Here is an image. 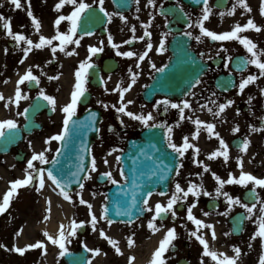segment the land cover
Instances as JSON below:
<instances>
[{
	"label": "flooded vegetation",
	"instance_id": "af4514ba",
	"mask_svg": "<svg viewBox=\"0 0 264 264\" xmlns=\"http://www.w3.org/2000/svg\"><path fill=\"white\" fill-rule=\"evenodd\" d=\"M80 2L91 7L81 16L80 28L73 38L80 40L79 45L71 43L65 46L64 51H61V42L52 40L51 45H44L42 48L32 47V51L25 58L23 49L29 45L24 42L19 44L8 41L9 52L0 62V94L4 97L3 100H0V121L14 120L18 130H22L27 123H31L34 128L39 129L30 135L23 133V137L19 141L6 142V144H13L10 153L0 154V188L11 189V182L26 178L27 162L34 152L44 151L50 161L53 159L60 141L52 140L50 144H46L45 141L49 137L63 133L66 114L61 109L70 102L71 93L75 90V73L79 70L80 63L90 55L89 46L103 48L102 52L92 56L91 62L94 67L88 70L87 83L85 84L87 91L78 103L75 114V116H79L88 110L95 109L101 116L98 137L92 146V158L94 157L96 160L97 171L92 172V179H85L83 189L87 191H82L83 189L80 188L74 191L73 214L69 223L64 227V243L67 249L65 254L61 256L60 253L63 249L59 247V244H53L43 234V249L39 255L44 264H130V258L131 264H158L154 253L171 228H175L177 238L160 257L164 264H176L180 260H185L187 264H219V261L225 259V256L235 260V264H259L260 257L264 255V238L256 236L255 239H252V237L258 231L257 220L261 215L259 209L264 206L260 203V200H264V187L256 186L259 199H255L250 195V190L254 186L253 182H249L246 187L239 184H225L223 187V191L232 197H239L249 207L253 203L256 204L251 219H247L246 209L240 205L232 206L229 211L226 197L218 196L216 193L218 186L216 180L213 195L199 196L200 199H203L200 204L202 209L193 211V214L198 219L213 220L216 238L212 239L206 231L202 233L206 236L209 250L217 253V260L204 255L203 245L194 236H191V233L197 231L198 228L193 221L187 219V209L196 200L194 196L174 205L177 212L176 217H173L169 212L158 218L155 221L159 228L158 231L148 227L155 214L154 209L157 203L167 205L169 198L175 192L172 184L166 194L156 193L148 199L149 203L146 205L144 217L132 222L111 220V224L108 222L110 219L104 218L107 193L116 183L107 180L103 173L110 171L116 181L124 182V177L120 174V160L117 161V157H120L130 139L140 137L141 132L148 128L141 122L118 113L116 108L111 107V105H116L117 108L121 106L120 92L114 91V89H117V86L120 88L128 86L130 83L129 69L138 73L136 83L130 91L124 94L125 103L129 100L133 101L128 105L129 111L145 115L151 112L155 121H150V123L165 122L168 127L173 129L172 138L176 144L181 143L184 131L194 125L193 120L196 118L213 123L215 125L213 132L219 133V136L226 141L229 151L227 162L222 156L214 158V172L224 180L229 179V173L238 179L241 169L238 166L237 158L242 157L243 171L264 179V130L253 131V127L264 129V92L261 91L264 89V76H259V70L255 65H247L243 69L238 68L239 61L249 58L251 54L238 40L213 41L210 37L201 36L197 22L202 17L204 6L193 8L190 3L183 0H155V6L149 5L148 0H139L138 4L136 0H104L105 10L112 14L110 21L100 11L99 0H77L76 5L65 3L59 11L56 10V5L60 3V0H30L33 16L40 23L39 31L28 15L29 0H26L24 36L31 39L33 44L39 43L41 36L48 39L56 36L55 21L57 18L70 16ZM246 3L251 7V12L237 5V0H209L211 15L204 22V26L220 34L232 31L237 23L243 26L249 19H252L261 30L257 32L255 29H249L238 35L251 39L257 45L258 50L264 49V15H261L260 12L261 0H246ZM217 5H224L225 8H218ZM233 6H236L235 13L229 15ZM170 7H177L183 19L187 21L186 24L177 23L175 25L172 22V16L165 11ZM138 8L139 11H137ZM117 13H122L127 20L121 19ZM221 13L224 15L221 16ZM189 23L192 24L191 28L188 27ZM133 26L135 32L132 31ZM175 26L181 28L180 33L189 31L193 33V36L190 37V49L197 62L207 66L200 78L201 83L181 99L160 94L145 95L148 86L159 72L157 69L165 68L168 65L171 58L169 43L174 36L170 28ZM58 27L59 32L70 34L71 21L65 19ZM146 27L152 35L150 38L144 37L141 40L139 38L144 36ZM85 31L91 32L92 35H84ZM0 34V40H5V31H1ZM109 34L113 38L112 42L108 40ZM195 36H201L200 41H197ZM149 40L153 48L141 62L138 60V56L144 53ZM161 40L165 41L166 51L164 52L158 51ZM125 41L130 42L125 43ZM0 43H4V41ZM113 43L119 47L114 48ZM19 46L21 47L19 48ZM53 47L57 49L55 54L52 52ZM128 51L137 53V56L125 57L118 54V52ZM68 52H73V54L68 55ZM201 53L205 55L201 57ZM209 56L212 59H209ZM228 57H232L231 63H228ZM261 59L264 60V57ZM21 60L24 62L21 63ZM226 63H228V67H225ZM152 64H155L156 67L153 68ZM30 67L33 74L39 78L40 83L38 85L35 82L29 84L26 81L19 85L22 96L28 98L21 99L17 106L14 102L17 83ZM249 75H257L259 78L255 82L249 83L241 94L239 84L243 78H247ZM51 77L59 78L50 79ZM41 90L56 98L55 111L52 110V106L48 102L39 97ZM8 98H12V102H9ZM249 98H252L251 103H249ZM164 99L175 103H180L184 99L189 100L191 108L185 109V116L192 117V119L181 121L178 109H173L170 106L167 112L164 111L163 104L159 108H154L158 101ZM228 100L234 101V104L226 108L219 116H214L213 112L218 111L217 105L226 103ZM101 102L108 104L109 107L105 109ZM202 104L212 107L213 112L201 109L200 105ZM29 106H37L38 109L31 120L28 114L18 115ZM121 119L124 121L123 125L120 123ZM237 125L239 132L234 133L233 129ZM162 129L168 135L167 128ZM208 135L215 143V151H222L219 139L209 132ZM244 140L250 141L246 152L240 150ZM113 149L116 151H112ZM105 159L108 161L107 164L104 162ZM33 163L37 167L45 169L47 167V164H40L39 161ZM89 170H91V166ZM38 187L37 179L27 186H18L16 193L21 194L26 192V189L39 192L41 189L37 191ZM247 193L248 195H246ZM81 195L90 204L97 200V206L92 205V211L97 217L96 230H93L88 206L80 203ZM212 199L215 211L209 212L208 202ZM148 208H152L153 211H149ZM204 212H209L210 215L205 216ZM73 221H76L78 225L74 236L70 235ZM241 225L240 232L234 233L235 230L240 229L238 227ZM101 229L107 237L117 241L116 246L120 248L121 254L116 252L115 247L109 243L108 239L100 235ZM225 233L229 234L225 235ZM198 234L202 235L200 230ZM130 238L133 241L131 246L129 245ZM235 247L241 250L238 258L234 251ZM50 249H54L57 253L55 262L51 261V254L48 253ZM88 249H93V251L90 252ZM96 249L100 251L96 252ZM68 252L70 257L66 259L65 256ZM33 253L36 255L38 252L34 251ZM12 258L14 259L13 254ZM12 258H10L11 264H26V251L16 262Z\"/></svg>",
	"mask_w": 264,
	"mask_h": 264
},
{
	"label": "snow or ice",
	"instance_id": "6c2138e0",
	"mask_svg": "<svg viewBox=\"0 0 264 264\" xmlns=\"http://www.w3.org/2000/svg\"><path fill=\"white\" fill-rule=\"evenodd\" d=\"M10 2L12 5L15 6V8H21L22 7L21 0H10ZM136 2L138 4L139 0H136ZM198 2H199V0H198ZM202 2L204 4V8L202 10V17L197 22V26L200 28L201 36L210 37L213 41H228V40H233V39L238 40L246 48L247 52L251 54L249 58H245V59H242L239 61L238 68L243 69V68L247 67V65H255L257 67V69L259 70V76H264V60L261 59V57H264V49L258 50L257 45L251 39H249L248 37H241L240 35H238L239 33L246 31V30H249V29H255L257 32H259L261 30V28L254 22V20L249 19L247 24H245L243 26H241L240 24L237 23L234 26L232 31L217 34L216 32L211 31L204 26V22L207 21L211 15V9H210V5H209V0H202ZM65 3L76 5L77 0H60V3H58L56 5V10L59 11ZM148 3L151 6H155V0H148ZM99 4H100V11L103 12L105 14V16H107L109 18V21H110L112 14H109L105 10V8L103 6L104 0H99ZM237 5L244 7L249 12L252 11L251 7H249L248 4L246 3V0H237ZM2 6L3 5H0V7H2ZM90 7H91L90 5L83 3V2H80L78 4V6L75 8V10L71 13L70 16H67V17L59 16L57 18V20L55 21V25L57 26V35L52 37L51 39H48V38L41 36L40 42L37 44H33V41L31 39H28L26 36H24L21 33H13L11 30L10 18L4 17L2 14H0V21H3L2 26L6 30L7 35L12 36L13 39L16 40L17 42L23 41L24 43L29 45V47L23 49V51L25 53V58H27L28 53L30 51H32V47L42 48L44 45H51L52 40H59L61 42V44H60V50L61 51H64L65 46L68 44L75 43V44L79 45L80 40L79 39L74 40L73 38L76 35L77 30L80 28L81 16ZM180 7L182 9V5ZM235 7L236 6H233V9L228 13L229 15H233L235 13ZM137 11H139V8L137 9ZM260 12H261V15H264V0H261ZM117 14L121 16V19H123L125 21L127 20V18L124 17L122 15V13H117ZM28 15H29V17L32 18L33 24H34L35 28L37 29V31H39L40 23H39L38 19L35 16H33V13L31 11V7H30V0H29ZM223 15H224V13H221V16H223ZM65 19L71 21L70 34H65V33L59 32L58 26L61 23V21L65 20ZM188 27L191 28L192 24L189 23ZM132 31L135 32L134 26L132 28ZM183 34L188 36V37L193 36V33L190 31L185 32ZM84 35H92V33L85 31ZM151 35H152V33L150 31H148L147 27H146L145 32H144V36L140 37L139 39L143 40L144 37L150 38ZM201 36H195L194 38L197 41H200ZM108 40H109V42H112V40H113V38L110 34H109ZM129 42L130 41H125V43H129ZM101 44H103V41H101ZM112 46L114 48L119 47L115 43H113ZM152 48H153V45L149 40V42L146 44V50L144 51V53L142 55L138 56V60L142 62L148 56V53L152 50ZM56 50H57L56 47L52 48L53 54H55ZM88 50H89L90 55L84 61H82L80 63L79 70H77L75 73V76H76V83L74 85L75 90L71 93L70 102L67 103L65 106H63L61 109V111L66 114V118L64 120L63 133L49 137L45 141L46 144H50L52 140L64 141L66 139V137L68 136V133H69L70 122H72L73 125H75L77 127L81 126V125L76 124L75 121H72V118L76 114L78 103L81 101V98L85 95V92L87 91L85 84L87 83L88 70L91 69L92 67H94V65L91 62L92 56H95L96 54L102 52L103 48L102 47H96V46H89ZM224 50L226 51V49H224ZM5 51H7V49ZM158 51H160V52L166 51L164 40H161ZM67 54L72 55L73 52H68ZM118 54L125 56V57L137 56V53L132 52V51L123 52V53L118 52ZM204 55H205L204 53L200 54L201 57H203ZM217 55H219V53H217ZM209 59H212V57L209 56ZM227 59H228V63L232 62V57H228ZM20 62L23 63L24 61L21 60ZM228 63L225 64V67H228ZM137 67H139V64H137ZM152 67L155 68L156 67L155 64H152ZM165 67H167V66H165ZM164 70H165V68L157 69V71H159V72H163ZM129 73H130V83L128 84V86L125 88H120V86H117V89H114V91L120 92V97H121L120 104H121V106L117 108L116 105H111V107L116 108V111L118 113L127 115L129 118L141 122L145 127H148L149 129L157 128V127H160V128L166 127L167 128V134H168L167 135V147L171 148L174 153L178 154L179 157H183L185 155V152L190 148L195 149V153H196V155H198L200 149L198 147H196L195 145L191 144L189 142V138L187 136H185L183 138V141H184L183 144L178 146L176 143L173 142V138H172L173 129L171 127H168L165 124V122H160L158 124L157 123H150V121H155V117L153 116V114L151 112H149V113H147V115H145L143 113L138 114V113H135V112L128 110V105L132 104L133 101L129 100V101H127V103H125L124 102V94L131 90L132 86L136 83V79L138 76V73L133 72L131 69H129ZM58 78L59 77H51L50 79H58ZM258 78L259 77L257 75H249L247 78H243L239 84L240 93L243 94L245 87L249 83L255 82ZM26 81L29 84L35 82L38 85L40 83L39 78L33 74L31 67L28 69L26 74L20 78V80L17 83V88L15 91V100H14V102L17 104V106L19 105L21 99H27L28 98L27 96H22L21 89L19 87V85L24 84ZM200 83H201L200 79H197L195 81L196 85H198ZM261 91L264 92V89H262ZM193 95H194V93H193ZM213 95H215V93H213ZM39 97L42 98L43 100H45L46 102H48V104L52 106L53 111L56 110L57 100L55 97H53L51 95H47L43 90L40 91ZM3 99H4L3 95L0 94V100H3ZM251 99L252 98H249V103H251ZM8 100H9V102H12V98H8ZM101 103L105 109H107L109 107L108 104H105L103 102H101ZM213 103H215V102H213ZM161 104L164 105V111L165 112H167L169 106L173 109H178L181 121H183L185 119H189V120L192 119V117H186L185 116V109L191 108V102L187 99L182 100L180 103H175V102H172L168 99H164L163 101H158L157 104L154 105V108H159ZM232 104H234V101H232V100H228L226 103L218 104L217 105L218 111H216V112H213V108L209 107L207 104L200 105V108L201 109H207V111H209V112H213L214 116H219L221 113H223L225 111L226 108H228ZM30 108H31V106H29V108H25L23 113H18V115H26L29 112ZM238 114H239V112H238ZM95 116H96V114L92 113V117H93L92 124L84 125V126L95 128ZM120 123L122 125L124 124L123 119L120 120ZM193 123L197 126L196 132L194 133V138H197V139L199 138V131H200L201 126H203L206 128V130L210 134H214L219 139V143H220L221 148L223 150L222 151L221 150L213 151L212 153L209 154L208 159L218 158V157L222 156L224 158V161L227 162L229 159L228 145H227L226 141H224V139L219 136V133L213 132L215 125L213 123H207L205 121H202L199 118H196L195 120H193ZM16 128H17V123L14 120L7 119V120L0 121V138H3L5 136L6 130L11 131V130L16 129ZM96 130L98 131L99 129H96ZM257 130H264V129H256L255 127H253V131H257ZM233 132L234 133L239 132V126L238 125L233 129ZM209 138H211V136ZM249 144H250V141L244 140L242 143V146L240 147V150L243 152H246ZM152 147H155V145H152ZM81 149H82V151H81V154L79 157L80 163L77 166V170L75 172H72L71 169H68L67 171L62 169L59 172V174L55 173L53 171V169H51V168L45 169L43 167H37V165L33 163L34 161H39L40 164H48V163L59 164V159H58V157L60 155L59 149L57 150V156L55 158H53L51 161L45 155L44 151H41L39 153L34 152L32 157L27 162V168L25 169V172L27 173L26 178L22 179V180L17 179L16 181L11 182L12 187L5 194L4 199H3V203L0 204V213H3L4 211L7 210L9 203H10V197H12L16 193V189L18 186H27V185L31 184L33 181L38 179L39 187L37 188V191H39L40 189H42L45 186V175L47 176L48 179H50L53 182V184H55V186L60 190V192L65 196L66 199L71 200L72 197L68 194V192L66 191V188H69L71 186L72 180L75 179L76 183L79 184L80 189H83L84 184L81 182V179H86V180L92 179V172L97 171V164H96V160L94 157L91 160V170L85 169L84 152H87L88 149L83 144V142L81 143ZM112 151H116V149H113ZM157 151H159V149H157ZM109 154H111V153H109ZM237 159H238V166L241 169V174H240V177L238 179L232 173H229V179H227V180L222 179L215 172L212 173L214 179L217 181V184H218V186L216 188V193L218 196L223 195L224 197H226L227 203L229 205V211H231L232 206L240 205L241 207L246 209L247 219H251L252 216L254 215V209H256V204L253 203L251 205V207H249V205L247 203H243L239 197H232L231 195H229V193L223 191V187L225 184H239V185L246 187L249 182H253L254 186L250 190V195H252L253 198H255V199H259V196L256 193V186L264 187V179L257 178L256 176L252 175L251 173L244 172L243 171V159H242V157H238ZM119 160H120V157H117V161H119ZM104 162H105V164L108 163V161L106 159ZM195 162L199 165H203L205 172L210 171L209 166L206 164H203L202 161L197 160ZM134 163H135V161H134ZM182 167H183V163L180 162L179 167L176 169L177 175H179V168H182ZM85 171H87V175L84 177H80L79 174L81 172H85ZM120 174L122 177H124L125 183H127L128 177L124 175V171L122 169H121ZM150 175L155 176L156 171L150 170ZM198 175H200V174L198 173ZM103 176L107 180L112 181L113 183H119V181L115 180V178L113 177V175L110 171L103 173ZM200 187L202 188V185ZM162 194H164V193H162ZM189 194H192L194 197H197V202H198V197L200 196L201 192L197 188V185H195L194 183L190 182V186L188 187L187 190H185L184 188L181 187L179 182H177L175 185V192L169 198L167 205H161V204L157 203V205L154 209L155 214L153 216V219L149 222L148 227L150 229H154V230L158 231L159 228L155 224V221L158 218H161L162 216L167 215L169 212L171 213V215L173 217H176L177 212L175 210L174 205H176L180 201L186 200V198L188 197ZM203 194L209 195V196L212 195L211 193H209L207 191H204ZM152 195H153V193L151 191H148L146 193V196L148 198H150ZM136 202H137V196L135 193H133L132 207H135ZM80 203L86 204L88 206L89 212L91 214V223L93 226V230H96L97 217H96L95 213L92 211V209H93L92 204H90L88 201L84 200L82 195H81ZM148 203H149V200L147 198L143 200L144 205H148ZM260 203H261V205H264V200H260ZM195 207H196V203H193L187 209V219L190 221H193L198 226L197 231H193L191 233V236H194L200 242V244L203 245L204 255L211 257L213 260H217L218 259L217 253L215 251H210L208 241L203 236L198 234L200 226L208 227V228L212 229V237H213V239H215L216 236H215L214 226L207 225V224H205L204 221L198 219L193 214V208H195ZM148 210L153 211L152 208H148ZM259 212L261 213V215H260L259 219L257 220L258 231H257L256 235H254L252 237V239H255L256 236L264 238V206H262L259 209ZM123 214H125V213L121 211L120 205H119V203H117V215H123ZM128 214L131 215L130 212ZM203 214L205 216L210 215L209 212H204ZM104 218L107 219V206H105V209H104ZM108 222H109V224L112 223L111 220H109ZM80 223L83 224L84 222H80ZM77 226L78 225L76 224V221H73L70 235L74 236L76 234V227ZM228 234L229 233H225V235H228ZM17 235H19V233H17ZM44 235L53 244H59V247L61 249H63V251H61L60 255L63 256L65 254V252L67 251V249L65 248V243H64L65 234H64V230H63V225H61V230H60L58 239L53 238L47 232H45ZM100 235L102 237L108 239L109 243L112 244L113 247H115L116 252L118 254H121L120 248L116 246L117 245L116 240L111 239L110 237H107L106 234L104 233L103 229L100 230ZM176 238H177V236H176L175 228L169 229L165 235V238L161 241L160 247L154 253V256L157 258L158 264H164V261L162 259H160V257L167 250V247L172 243V241L175 240ZM132 243H133V241L130 238L129 239V245L131 246ZM37 247H43L42 242L38 241L35 244L27 245L26 248L14 247V249H12V250L23 255L25 253V251L27 250V248H37ZM85 247H87V246L85 245ZM88 251L91 252V251H93V249H88ZM95 251L99 252L100 250L96 249ZM234 251H235L237 258H238L241 250L238 247H235ZM130 264H131V258H130ZM219 264H235V260L229 259L225 256V259L220 260ZM259 264H264V255H262L260 257Z\"/></svg>",
	"mask_w": 264,
	"mask_h": 264
},
{
	"label": "water",
	"instance_id": "95a60500",
	"mask_svg": "<svg viewBox=\"0 0 264 264\" xmlns=\"http://www.w3.org/2000/svg\"><path fill=\"white\" fill-rule=\"evenodd\" d=\"M194 4L202 3V0H191ZM175 16V11L171 10ZM177 19V17L175 16ZM188 41L183 35L174 37L170 44L172 60L169 66L156 76L151 85V89L156 92H164L170 96H181L190 86L198 79L199 70L194 60L190 63V76L186 68L188 63L185 58L188 55ZM80 127H70L68 136L61 141L59 164H51L49 168L57 174L63 169L72 172L77 170L80 163L81 143L87 147L88 151L84 152V166L88 170L90 162V148L93 137L98 129L99 119L95 116V128L85 127L84 125L92 124V114H85L74 120ZM32 129L25 126V131L30 132ZM78 133H72V132ZM10 132L4 136L3 140L8 139ZM155 145V147H152ZM159 149V151H157ZM123 170L126 172L128 182L124 185H118L114 190L108 193L107 216L115 220H133L143 214V200L147 198L146 193H152L158 187L165 189L171 180L174 172L178 167V154L166 147L164 134L160 129H148L142 134V139L131 141L127 151L122 155ZM135 161V163H134ZM150 170H155L156 175L151 176ZM85 172H81L80 177H84ZM83 179H81L82 182ZM79 186L75 179L72 180L71 186L66 188L67 192ZM133 193L137 196L135 207H132ZM117 203L121 211L125 214L117 215ZM131 213L129 215L128 213Z\"/></svg>",
	"mask_w": 264,
	"mask_h": 264
},
{
	"label": "rangeland",
	"instance_id": "374dc122",
	"mask_svg": "<svg viewBox=\"0 0 264 264\" xmlns=\"http://www.w3.org/2000/svg\"><path fill=\"white\" fill-rule=\"evenodd\" d=\"M22 7L21 8H15L14 5L11 4L10 0H0V5H3L0 7V14H2L4 17L10 18L11 20V30L13 33L20 32L24 35V26L26 23V0H21ZM3 25V21H0V32L5 31ZM2 28V29H1ZM1 38V34H0ZM9 38V39H7ZM13 37L7 35L6 33V39L0 40L4 41V43H0V62L4 58L7 52H9V47L7 45L8 41H13ZM17 42L16 40H14ZM23 41L18 42L21 44ZM21 46H19L20 48ZM7 49V51H5ZM198 117V114H197ZM202 120V118H200ZM197 126L194 125L190 128V130H187L185 132V136H188L189 142L196 147L200 149L199 154L196 155L195 149L190 148L185 152V155L182 158L183 161V169L179 175H177L175 181H174V190L175 185L177 182L181 185L182 188L187 190V187L190 186V182L197 185V188L200 190V192L204 191H210V187L214 186V178H212V173L214 172V161H210L208 159V156L210 153L214 151V141L209 138L208 132H206L204 129L200 128L199 131V138H194V133L196 132ZM202 161L203 164H206L209 166L210 171L205 172L203 165L197 164L195 161ZM198 173L200 175H198ZM89 184V183H87ZM202 185V188L200 187ZM51 190V189H50ZM50 190H47V199L48 203L51 202L49 195L55 193L57 198L60 197V193L57 191L52 192ZM6 192V189L0 188V204L3 203L4 197L1 198V193ZM82 191H87L86 189H83ZM72 199H64V202H66L70 208H71V214H73L72 210V200L74 199L75 194H69ZM202 195H204L202 193ZM193 196L192 194H189L188 197ZM63 201V199H62ZM56 203H59V200H56ZM71 204V205H70ZM91 204H95L97 206V200L91 202ZM50 206V204H48ZM41 207H42V192H34L31 189H26V192H23L21 194L15 193L12 197H10V203L6 211L3 213H0V264H11L12 254L14 255L13 261H16L15 255L18 254L15 252L14 247H22L26 248L27 245H21L18 244L16 241L17 236H19L23 230L24 225L26 224V233L28 236H30L32 242L31 244H35L38 242L40 238V233H38L34 229L35 222L38 219L41 218ZM81 209H84L81 207ZM87 209V207H86ZM48 212V211H47ZM213 221V220H210ZM207 225H212L211 223L205 222ZM203 227V226H202ZM199 227L200 234L203 232V230L211 231V228L208 227ZM19 233V235H17ZM202 236V235H201ZM35 248H27L26 250V264H44L43 260L39 257L34 256L32 258V255L30 254L31 251H33ZM10 258H8L9 256ZM29 255V256H28ZM8 256V257H7Z\"/></svg>",
	"mask_w": 264,
	"mask_h": 264
},
{
	"label": "bare ground",
	"instance_id": "6f19581e",
	"mask_svg": "<svg viewBox=\"0 0 264 264\" xmlns=\"http://www.w3.org/2000/svg\"><path fill=\"white\" fill-rule=\"evenodd\" d=\"M42 207H41V218L35 222L34 229L38 233L47 232L50 236H56L59 234L61 230V225L64 227L69 223L71 218V208L70 206L62 201V198H57L56 194H50L51 202L48 203V199L46 196L47 190L45 188L42 189ZM6 192L1 193V198L4 197ZM59 200V203H56V200ZM50 204V206H48ZM48 211V212H47ZM65 233V232H64ZM54 238V237H53ZM16 241L18 244H31L32 240L30 236L27 235L26 229L22 230L21 234L17 236Z\"/></svg>",
	"mask_w": 264,
	"mask_h": 264
}]
</instances>
